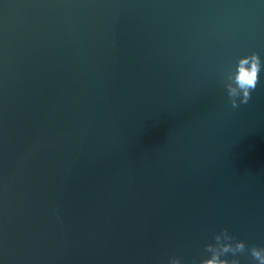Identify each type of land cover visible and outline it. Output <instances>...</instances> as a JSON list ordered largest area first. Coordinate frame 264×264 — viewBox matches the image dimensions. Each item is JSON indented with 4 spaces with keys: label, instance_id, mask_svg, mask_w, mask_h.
<instances>
[{
    "label": "water",
    "instance_id": "95a60500",
    "mask_svg": "<svg viewBox=\"0 0 264 264\" xmlns=\"http://www.w3.org/2000/svg\"><path fill=\"white\" fill-rule=\"evenodd\" d=\"M253 52L264 0H0V264L264 247V66L224 87Z\"/></svg>",
    "mask_w": 264,
    "mask_h": 264
},
{
    "label": "clouds",
    "instance_id": "9594fccd",
    "mask_svg": "<svg viewBox=\"0 0 264 264\" xmlns=\"http://www.w3.org/2000/svg\"><path fill=\"white\" fill-rule=\"evenodd\" d=\"M261 57L253 52L239 58L234 69L228 70L224 76V87L232 109H239L248 104L252 93L259 83L262 68ZM204 251L208 254L192 264H240L238 256L248 253L254 264H264V247L252 246L248 248L245 241L235 240L227 228L214 236V243H208ZM229 254L232 259L226 258ZM169 264H182V260L173 256Z\"/></svg>",
    "mask_w": 264,
    "mask_h": 264
}]
</instances>
